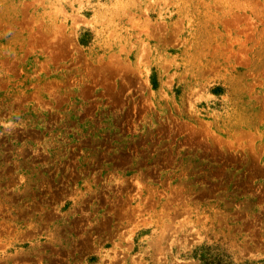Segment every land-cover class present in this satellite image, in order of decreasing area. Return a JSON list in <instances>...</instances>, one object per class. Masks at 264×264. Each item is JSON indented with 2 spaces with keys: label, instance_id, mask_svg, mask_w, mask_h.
Listing matches in <instances>:
<instances>
[{
  "label": "rangeland",
  "instance_id": "rangeland-1",
  "mask_svg": "<svg viewBox=\"0 0 264 264\" xmlns=\"http://www.w3.org/2000/svg\"><path fill=\"white\" fill-rule=\"evenodd\" d=\"M0 264H264V0H0Z\"/></svg>",
  "mask_w": 264,
  "mask_h": 264
}]
</instances>
